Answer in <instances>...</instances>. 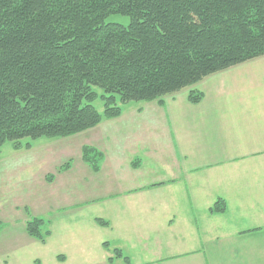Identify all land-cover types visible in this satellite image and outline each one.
<instances>
[{
  "label": "crops",
  "instance_id": "1",
  "mask_svg": "<svg viewBox=\"0 0 264 264\" xmlns=\"http://www.w3.org/2000/svg\"><path fill=\"white\" fill-rule=\"evenodd\" d=\"M249 61L162 103L140 101L66 144L61 153L79 157L71 173L44 162L54 176L32 207L15 200L0 213V264H125L114 248L130 264H264V65ZM254 68L234 85L231 76ZM190 88L203 92L199 103L187 101ZM83 145L102 154L97 171ZM215 202L224 211L210 212ZM25 215L53 223V233L36 240Z\"/></svg>",
  "mask_w": 264,
  "mask_h": 264
},
{
  "label": "trees",
  "instance_id": "2",
  "mask_svg": "<svg viewBox=\"0 0 264 264\" xmlns=\"http://www.w3.org/2000/svg\"><path fill=\"white\" fill-rule=\"evenodd\" d=\"M111 14L130 21H106ZM261 56L264 0H0V146L29 148L21 139L83 133L118 117L120 103H162ZM93 87L102 91L101 112ZM202 98L200 90L187 91L189 103ZM81 158L97 171L102 154L84 145ZM218 203L209 211H224ZM45 222L31 217L26 230L44 242ZM95 222L109 226L103 218ZM113 256L130 264L118 248Z\"/></svg>",
  "mask_w": 264,
  "mask_h": 264
},
{
  "label": "rangeland",
  "instance_id": "3",
  "mask_svg": "<svg viewBox=\"0 0 264 264\" xmlns=\"http://www.w3.org/2000/svg\"><path fill=\"white\" fill-rule=\"evenodd\" d=\"M106 21L127 25L130 21V18L125 15L111 14L106 18ZM255 61L258 64L264 65V56L249 61V63H254ZM252 72H255V68L253 69V71H249V73L244 71L239 75L231 76L235 79L236 84L234 85L240 87L243 82L241 81V79H244L247 74L250 75ZM227 78L228 77H226V79ZM200 86H207V82L198 84L197 88H200ZM93 88L97 92L98 96L93 100L92 103L96 107V109L101 112L103 109L102 100L100 98V94L102 93V91L98 87ZM205 91L207 90L205 89ZM119 102L120 101L117 98V104ZM138 102L140 101H128L126 103H120L119 106L121 107L122 111L125 110L129 112L134 106H138ZM80 134L82 133L69 137H39L36 139L24 138L21 139L22 143L28 141L30 142V147L25 148L22 146V148L20 149H15L11 141H5L0 146V213L4 208H7L13 202H15V200H19V204L21 205V207L26 203L30 204V208L32 207L31 204H33V202L35 201V194L38 195L40 193L38 190L42 188L40 184H43V181L48 180L47 176H52L51 180L54 176V174L52 173L48 172L47 174H45L43 172L50 169L45 167L44 162L52 161L53 163H58L55 167L56 173L58 174L63 173L66 170L69 171L72 167V164L76 160H79V157H67V155H63V153H61V150L66 144L68 149L71 143H73V140ZM77 163L79 164V162ZM62 166L63 168H61ZM48 182L51 183V181ZM36 187L39 188L36 189L37 191L35 192ZM59 196L62 197L61 195ZM62 199L63 198H59L57 201H60ZM20 208L17 209H19L20 211ZM63 211L65 210L61 209V211L55 210L51 213H58ZM31 215L35 216V214ZM28 218H31V216L25 215L23 217L24 221H26ZM46 229L49 230V235H51L54 231L53 223L49 221L45 222L44 225H42V231H46ZM65 236L67 237V233L65 234ZM58 245H60L59 240L54 243L55 247ZM91 253V258L93 260L96 261L101 259V253L98 249L95 248V246L93 247ZM64 264H67V261L64 262Z\"/></svg>",
  "mask_w": 264,
  "mask_h": 264
}]
</instances>
